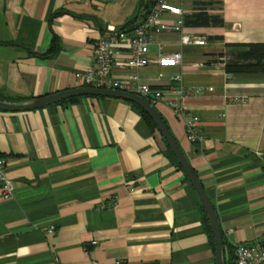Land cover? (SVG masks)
<instances>
[{"label": "crops", "instance_id": "crops-1", "mask_svg": "<svg viewBox=\"0 0 264 264\" xmlns=\"http://www.w3.org/2000/svg\"><path fill=\"white\" fill-rule=\"evenodd\" d=\"M198 1L222 20L183 27L202 45L180 46V32L151 30V62L115 64L112 75H134L197 117L203 139L189 142L182 118L152 104L211 201L227 263L234 245L264 243V73L226 74L216 58L238 50L228 44L264 42V0ZM152 2L0 0V101L79 87L73 74L90 66L102 29H130ZM175 50L179 63L157 65L159 51ZM0 156L11 183L10 197L0 196V264H214L193 187L131 102L79 95L0 110Z\"/></svg>", "mask_w": 264, "mask_h": 264}, {"label": "built area", "instance_id": "built-area-1", "mask_svg": "<svg viewBox=\"0 0 264 264\" xmlns=\"http://www.w3.org/2000/svg\"><path fill=\"white\" fill-rule=\"evenodd\" d=\"M183 13L185 12L180 3H171L170 0H153L147 15L130 29L106 25L102 29L100 37L92 45L90 66L84 71L74 72L73 78L79 87L129 92L146 99L151 104L155 102L164 103L182 118L186 139L189 142L199 143L203 136L198 129V119L195 115L187 113L174 99L163 98L160 90L139 83L134 75L127 77V79H118L112 75V68L115 64L120 69L125 67L139 69L151 62L147 56L148 45L152 42L149 36L151 30L180 32V46L202 45L204 42L202 36L181 32L184 27L182 24ZM163 15H172L175 19L170 22L162 21ZM158 48L161 50V46ZM180 58L179 50L169 53L159 51L156 63L159 66H173L179 63ZM175 78L173 77V79ZM177 93L180 94V91ZM131 190L132 188H129V191ZM10 195L11 183L5 175V159L0 156V196L3 199H8ZM52 230L53 226H49L45 231L51 233ZM53 264L60 263L56 258H53ZM112 264H122V261L117 260ZM233 264H264V243L234 245Z\"/></svg>", "mask_w": 264, "mask_h": 264}, {"label": "water", "instance_id": "water-1", "mask_svg": "<svg viewBox=\"0 0 264 264\" xmlns=\"http://www.w3.org/2000/svg\"><path fill=\"white\" fill-rule=\"evenodd\" d=\"M79 95H90V96H108L124 99L131 103L136 104L153 122L156 130L162 136L167 146L174 155L177 163L181 167L191 186L193 187L202 210L207 219L214 245V264H224V248H223V239L222 234L217 222V218L209 200L208 196L201 187L197 177L193 173V170L189 166L187 160L185 159L183 153L176 144L174 138L170 134L169 130L164 125L159 113L154 108V106L148 102L146 99L129 92H122L112 89H96L91 87H75L72 89H67L59 91L54 94H49L41 97L32 98L30 100L21 102V103H6L0 101V110L6 111H22L33 108L42 107L50 103L57 102L62 99L70 98L73 96ZM264 159V154L262 155Z\"/></svg>", "mask_w": 264, "mask_h": 264}, {"label": "trees", "instance_id": "trees-1", "mask_svg": "<svg viewBox=\"0 0 264 264\" xmlns=\"http://www.w3.org/2000/svg\"><path fill=\"white\" fill-rule=\"evenodd\" d=\"M191 5L193 8H191L189 12H185L182 15L183 26L209 27L220 26L222 24V20L219 16L210 15L206 12L205 3H199L198 0H192ZM131 20L132 19L128 20V22H130ZM214 38L218 39L219 37ZM228 46L236 47L238 48V50L226 55H218L216 58V61L222 64V69L226 74L264 73V42L232 43L228 44ZM54 50L55 44L54 42H51L47 49V54L51 55ZM132 104L139 109L145 122L150 127L155 128L150 118L136 104ZM203 222L210 244L214 249L212 234L205 215L203 217ZM223 248L228 252V249H226L224 243ZM231 251L232 257L227 263L224 257V264H233V248H231Z\"/></svg>", "mask_w": 264, "mask_h": 264}]
</instances>
